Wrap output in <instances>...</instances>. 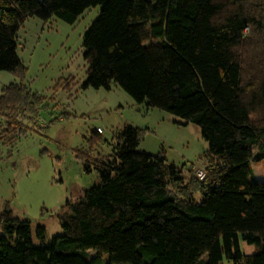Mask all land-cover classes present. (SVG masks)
Listing matches in <instances>:
<instances>
[{
  "label": "trees",
  "instance_id": "obj_1",
  "mask_svg": "<svg viewBox=\"0 0 264 264\" xmlns=\"http://www.w3.org/2000/svg\"><path fill=\"white\" fill-rule=\"evenodd\" d=\"M97 6L83 87L114 82L197 126L204 177L185 182L163 154L138 151L141 130L127 125L111 155L76 152L98 182L58 214L62 235L48 241L45 228L0 212V264H264V182L251 167L264 179V0H0V70L22 74L15 38L26 19L72 25ZM41 108L26 85L2 88L1 139L25 136ZM99 142L92 132L90 149Z\"/></svg>",
  "mask_w": 264,
  "mask_h": 264
},
{
  "label": "rangeland",
  "instance_id": "obj_2",
  "mask_svg": "<svg viewBox=\"0 0 264 264\" xmlns=\"http://www.w3.org/2000/svg\"><path fill=\"white\" fill-rule=\"evenodd\" d=\"M100 11V6L88 8L72 25L55 17L47 22L26 19L15 38L22 74L0 70V92L12 83L26 85L43 107L36 124L24 122L26 135L12 144L1 139L0 118V212L7 207L16 219L45 228L48 241L64 233L57 216L68 210L67 203H75L82 190L98 182L93 169L85 172L76 152L93 158L111 155L115 133L127 125L141 130L138 151L163 154L166 164L181 170L185 182L192 172L204 170L208 143L197 126L166 111L146 109L114 82L108 89L83 87L88 68L84 34ZM97 129L101 142L90 149L88 140ZM251 167L255 179L264 182ZM238 243L241 254L254 253V246ZM92 257L88 252L87 260Z\"/></svg>",
  "mask_w": 264,
  "mask_h": 264
},
{
  "label": "built area",
  "instance_id": "obj_3",
  "mask_svg": "<svg viewBox=\"0 0 264 264\" xmlns=\"http://www.w3.org/2000/svg\"><path fill=\"white\" fill-rule=\"evenodd\" d=\"M98 134H101V130L100 129H97L96 131ZM196 176L201 180L203 179L204 177V174H203V170H198L197 173H196Z\"/></svg>",
  "mask_w": 264,
  "mask_h": 264
}]
</instances>
